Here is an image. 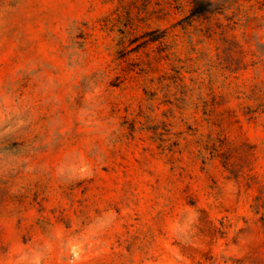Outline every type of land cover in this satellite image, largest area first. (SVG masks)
I'll return each mask as SVG.
<instances>
[{
    "label": "rangeland",
    "instance_id": "1",
    "mask_svg": "<svg viewBox=\"0 0 264 264\" xmlns=\"http://www.w3.org/2000/svg\"><path fill=\"white\" fill-rule=\"evenodd\" d=\"M0 0V264H264V0Z\"/></svg>",
    "mask_w": 264,
    "mask_h": 264
},
{
    "label": "trees",
    "instance_id": "2",
    "mask_svg": "<svg viewBox=\"0 0 264 264\" xmlns=\"http://www.w3.org/2000/svg\"><path fill=\"white\" fill-rule=\"evenodd\" d=\"M194 8L192 10L193 16H199L210 11V6L213 3L212 0H194Z\"/></svg>",
    "mask_w": 264,
    "mask_h": 264
}]
</instances>
